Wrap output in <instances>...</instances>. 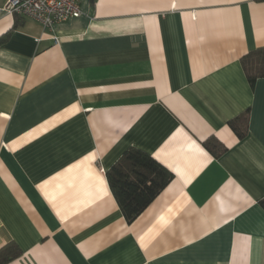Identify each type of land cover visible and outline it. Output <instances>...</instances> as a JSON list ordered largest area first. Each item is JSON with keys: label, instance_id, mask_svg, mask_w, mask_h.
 <instances>
[{"label": "crops", "instance_id": "crops-1", "mask_svg": "<svg viewBox=\"0 0 264 264\" xmlns=\"http://www.w3.org/2000/svg\"><path fill=\"white\" fill-rule=\"evenodd\" d=\"M0 0L5 264H264V0H79L45 28ZM248 111L239 138L230 121ZM220 143V155L206 146ZM174 178L132 222L107 172Z\"/></svg>", "mask_w": 264, "mask_h": 264}, {"label": "trees", "instance_id": "trees-1", "mask_svg": "<svg viewBox=\"0 0 264 264\" xmlns=\"http://www.w3.org/2000/svg\"><path fill=\"white\" fill-rule=\"evenodd\" d=\"M243 63L252 85L264 77V48L244 57ZM230 126L241 139L248 133V111L230 121ZM205 146L215 155L221 154L220 143L212 138ZM111 189L122 213L132 223L174 178V174L152 155L137 149L127 150L107 172ZM264 207V199L261 200ZM19 252L11 244L0 250V264L17 257Z\"/></svg>", "mask_w": 264, "mask_h": 264}, {"label": "built area", "instance_id": "built-area-1", "mask_svg": "<svg viewBox=\"0 0 264 264\" xmlns=\"http://www.w3.org/2000/svg\"><path fill=\"white\" fill-rule=\"evenodd\" d=\"M4 10L33 19L45 28L82 14L79 0H9Z\"/></svg>", "mask_w": 264, "mask_h": 264}]
</instances>
